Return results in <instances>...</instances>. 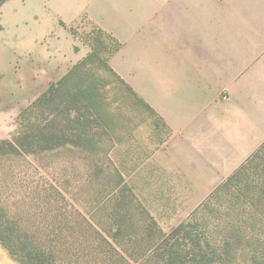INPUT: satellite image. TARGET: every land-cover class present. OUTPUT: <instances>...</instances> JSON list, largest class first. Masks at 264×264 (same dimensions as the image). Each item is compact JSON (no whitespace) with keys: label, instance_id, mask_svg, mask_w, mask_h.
I'll return each mask as SVG.
<instances>
[{"label":"crops","instance_id":"obj_1","mask_svg":"<svg viewBox=\"0 0 264 264\" xmlns=\"http://www.w3.org/2000/svg\"><path fill=\"white\" fill-rule=\"evenodd\" d=\"M96 27L120 44L111 67L160 121L144 177L197 209L264 145V0H9L8 82L50 88L91 52L72 31Z\"/></svg>","mask_w":264,"mask_h":264},{"label":"rangeland","instance_id":"obj_2","mask_svg":"<svg viewBox=\"0 0 264 264\" xmlns=\"http://www.w3.org/2000/svg\"><path fill=\"white\" fill-rule=\"evenodd\" d=\"M9 17L10 12L6 11L3 22L9 23ZM80 26L82 24L78 27ZM78 30L72 31L74 41L79 42L77 40L81 39L91 48L93 33L102 29L96 27L85 36H80L84 34ZM112 38L114 42L110 48L113 50L116 39ZM102 57L103 60H108L109 51L103 53ZM12 68L14 63L10 62L9 56H1L0 84H3L4 89H1L3 101L0 103V142H5V145L0 147V206L6 207L11 217L26 229L36 232L46 245L63 246L67 250L73 247L70 249L73 255L69 254L67 259L65 257L67 263L73 264H171V256L163 254L173 248L166 240L151 248L150 244L144 246L142 241L135 239L136 236L143 238L141 233L148 227L149 234L154 231L139 212L136 204L140 203L166 234H170L183 222L197 218L200 226H194L196 235L205 237L200 240L211 244L205 243L203 249L209 252L211 248L219 251L222 249L223 236L236 223L233 219L238 215L237 205L240 204L238 201L243 187L234 184L231 191L212 200L197 215H193L207 199L197 209L190 210L187 201L176 198L168 190L167 183L148 182L144 177L145 162L154 153L152 146L164 138L162 132L154 128V125L159 127V123L100 61L91 63L82 72L92 80L99 81L103 95L111 105L109 110L114 116L110 126L90 130L100 138V151L97 155L85 151L84 144L82 147L74 144L61 147L51 143L50 137L46 138V135L52 130L49 128L48 132H42L39 129L40 125L47 122L45 118L52 117L51 109L45 113L34 109L22 116L49 88L37 89L35 85H28L27 79L15 88L8 82L14 72ZM2 69L7 71L1 78ZM72 87L73 83L70 84V88ZM72 89H63L58 94L57 103L60 102L61 95L67 96ZM66 99H69V95ZM56 111L59 124L64 125L71 133L73 127L69 121L74 119V115H70L63 106ZM83 112L88 116L84 109ZM77 127L75 125V129ZM119 175L133 191L132 194H125L127 198L117 187L121 180ZM123 201L128 204L120 207L119 203ZM120 226L135 236L127 239L122 235L115 237ZM92 227L101 231L112 243H116L115 240L118 242L115 244L116 253L102 240H91L89 234L78 238L79 231ZM181 242L182 240L178 243ZM185 243L191 245V241ZM258 244L259 257L254 261L256 264L264 263L263 237L261 240L247 237L239 239L234 243V253L227 257L228 261L233 264H252L250 245L255 249ZM157 247L164 249L161 248L162 252L154 254ZM179 248L184 249L181 245H178ZM127 250L129 254L126 253ZM147 251L148 254L144 256ZM150 256L152 257L149 258ZM192 259L188 260L189 264L210 263L204 257L201 263ZM0 264H21L1 242ZM174 264H181V261L176 259Z\"/></svg>","mask_w":264,"mask_h":264},{"label":"trees","instance_id":"obj_3","mask_svg":"<svg viewBox=\"0 0 264 264\" xmlns=\"http://www.w3.org/2000/svg\"><path fill=\"white\" fill-rule=\"evenodd\" d=\"M8 1L9 0H0V9ZM112 42H114L113 38L104 31L98 30L94 32L91 40L90 54L77 63L63 79L52 84L48 91L41 98L36 100L30 107H28L22 114L23 116L34 109L45 113L47 110L49 111V109H51L52 117L50 119L45 118L44 120L47 122L40 125L39 129L42 130V132L46 130L48 132V129L50 128L52 131L51 133L48 132L46 138L50 137L51 143H55L56 146L65 147L68 144H74L77 147H82V144H84L86 146V148H84L86 149L85 151L93 155L99 154V135L90 130L99 126H110L114 116L111 113V110H109L111 105L107 102V98L103 95L99 81L92 80L89 78V75L82 73L88 65L96 61H100L105 66L106 70L126 87L130 95L134 97L138 103L143 105L146 110L151 112L154 117H156L160 127V121L158 120L154 110L141 98H139L138 94L121 76H119L117 72H115L109 64V59L120 48V44H118L116 40V46L112 50L110 48ZM107 51H109V59H106L105 61L102 59V55ZM71 83H73L72 88L74 90L70 88ZM63 89H65V91L72 89V91L68 92L69 99H66L68 95L65 97L61 95L63 98L61 97L60 102L57 103L58 94H60ZM53 106L55 107L52 109ZM60 106L67 109V112L70 115H74V119L69 121L70 125L73 127L71 133H69L64 125L59 124V120L56 118V110L59 109ZM83 109L86 113H88V116L84 115L85 113L83 112ZM75 125L78 126L76 129ZM2 145H5V142H0V147ZM11 147L16 150L13 145H11ZM25 149L28 150V148ZM119 176L121 180L118 182L117 187L119 188L120 193L124 194V196L126 193L132 194L133 191L131 190V187L126 184L125 180L121 178V175ZM234 184L237 186L241 185L243 187L240 201H238L240 204L237 205L239 208L238 215L234 217L235 219H233L237 225L235 223V225L230 226L228 229L230 231L223 236L224 245L220 251L218 249L211 248L210 253L209 251L203 249L204 244L208 242L203 240L205 237H198L194 231L195 225L197 228L200 226L197 218L193 217L192 220L194 221L189 220L183 222L170 234H166L156 219L141 203L136 204L140 209L139 212H141V215L148 220L147 223L150 224V227H152L154 231L152 230V234H149L148 227L147 230H143L141 233L143 234L141 235L143 238L136 236L135 239L142 241L144 246H148V244H150L149 247L151 248H155L162 241L166 240V242L171 244L173 248L165 251L163 254L171 256V260L173 261L171 264H174L176 259H179L181 264H189L190 261L188 260L190 258H193L192 260H197L201 263L202 257H204L205 260L207 259L210 261L208 264H233V262L228 261L227 257L234 253L233 245L235 242H238L239 239L247 237L252 239L257 238V240L259 238L261 240V237H263L264 242V145L232 176L220 185L201 206V208L197 209L193 215H197L208 205V203L212 202V200H216L220 196L222 197L231 191ZM125 198L127 197L125 196ZM127 204L128 203L126 201H123L119 203V206L123 207ZM86 234L90 235L91 240H102L104 244L108 245L114 253L117 252L115 244H118V242L115 240L116 243H112L111 240L102 234L101 231L93 229V227L88 229L86 228L79 231L78 238L83 237ZM124 234L127 236L125 237ZM121 235L126 239L128 237L132 238V236H135L133 233L131 234V232L125 230L123 226L119 227L118 234L115 235V237H119ZM160 236H164V238L161 239ZM201 238L203 239L200 240ZM180 240H182V242L178 243ZM186 241H191V245L186 244ZM0 242L21 264H73V262L67 263L66 261L67 256L72 254L70 249L73 247L67 250L64 249L63 246H54V244L46 245L36 232L26 229L19 221L11 217L7 208L4 206H0ZM208 244L211 245L210 243ZM178 245H181L184 249H178ZM259 245L260 244H258L255 249L253 248V245H250L252 246L250 247L252 248V264H256L254 260L259 257ZM161 248L164 249V247H157L154 254L160 251L162 252ZM180 251L182 253H180ZM126 253L129 254V251L127 250ZM147 254L148 251L145 252L144 256ZM209 255L212 256L209 257ZM199 256L202 257L200 258ZM129 257L132 258L131 255ZM151 257L152 256L149 258Z\"/></svg>","mask_w":264,"mask_h":264},{"label":"built area","instance_id":"obj_4","mask_svg":"<svg viewBox=\"0 0 264 264\" xmlns=\"http://www.w3.org/2000/svg\"><path fill=\"white\" fill-rule=\"evenodd\" d=\"M223 98H224L225 100H227V99H228V97H226V96H223Z\"/></svg>","mask_w":264,"mask_h":264}]
</instances>
